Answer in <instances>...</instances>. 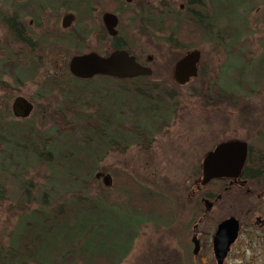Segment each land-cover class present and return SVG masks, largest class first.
<instances>
[{
	"label": "flooded vegetation",
	"instance_id": "af4514ba",
	"mask_svg": "<svg viewBox=\"0 0 264 264\" xmlns=\"http://www.w3.org/2000/svg\"><path fill=\"white\" fill-rule=\"evenodd\" d=\"M205 7L204 0H0V24L13 53L9 54V74L13 82H21L32 68L26 58L36 57L35 51L39 52L36 58H44L49 49L71 50L68 59L91 52L106 57L115 50H124L150 69V74L144 76L152 74L149 64L153 58H169L170 88L173 94H184L189 103V127L219 124L217 129L209 128L201 135V158L194 166L199 176L202 159L217 144L234 140L245 144L237 171L221 167L217 170L219 176L203 184L193 181L188 187L185 210L190 252L193 256L201 252L202 264H218L213 238L223 225L215 242L222 248L232 228L225 221L232 220L235 235L219 264H264V106L251 103V97L246 101L240 94L223 89L224 78L233 79L240 87L238 69L243 61L225 55L223 26L209 22ZM219 46L223 51L220 60L209 53V49ZM191 51L197 52L195 75L178 83L173 77L175 65ZM138 58H144V63ZM94 76L104 75L90 78ZM47 78L51 83L57 80L53 74ZM215 131L221 133L214 136ZM235 171V176L225 175ZM192 240L196 242L195 252Z\"/></svg>",
	"mask_w": 264,
	"mask_h": 264
},
{
	"label": "trees",
	"instance_id": "16d2710c",
	"mask_svg": "<svg viewBox=\"0 0 264 264\" xmlns=\"http://www.w3.org/2000/svg\"><path fill=\"white\" fill-rule=\"evenodd\" d=\"M204 2L210 23H215L222 16L225 20L221 30L224 46L236 44L247 28L246 21L237 15L242 4L238 2L234 8L227 7L226 11H230L220 15L212 0ZM232 16L234 20L230 19ZM224 53L238 58L231 48L226 47ZM240 57L245 58V64L242 63L243 66L238 69L240 77L257 93L258 89L264 88V44H260L259 50L250 56L240 52ZM38 65L35 60L33 70ZM69 76L81 85L73 86L66 82L64 85L67 88L59 90L65 91L70 99L69 106L52 112L57 115L55 139L46 133L37 135L32 132L31 126L0 108V143L5 156L29 154L34 162L63 169L68 177H74L69 185L76 184V193L59 203L52 202L54 205L51 207L47 198L53 201V194L48 196L46 191H42L38 206L29 209L27 203L33 200L32 183L29 180L17 183L20 192L15 204L9 205L7 210L12 207L11 210L16 208L19 213L15 225L7 232L6 244L0 245V264H119L128 255L142 223L154 222L167 228L173 221L172 197L151 190L127 171L114 168L110 173L111 185L105 186L101 182L94 193L89 191V179H95L96 162L110 149L121 151L135 142L140 150L147 151L152 134H145L144 125L150 121L141 122L137 119L138 114L146 112L152 116L156 113V124L153 125L161 128L169 115H175L185 95L173 94L169 80H154L151 75L130 78L101 76L111 80L115 87L112 97L107 100L103 88L95 84L97 76L88 79ZM243 83L240 82L241 85ZM85 92L91 99H103L102 104L97 103L102 106L101 109L97 107L92 113H78L82 122L89 123L91 127L83 124L76 126V122L72 118L67 119L63 113H73L75 104H82ZM197 96L203 97L200 94ZM125 120L130 125L124 126ZM7 145L9 151L5 153ZM110 190L123 195L122 204L109 202ZM3 191L0 186V201L8 199ZM188 228L189 223L176 232L182 264H192L185 233ZM177 257L173 262L168 258L160 261L156 258L155 264H174V261L181 264Z\"/></svg>",
	"mask_w": 264,
	"mask_h": 264
},
{
	"label": "rangeland",
	"instance_id": "374dc122",
	"mask_svg": "<svg viewBox=\"0 0 264 264\" xmlns=\"http://www.w3.org/2000/svg\"><path fill=\"white\" fill-rule=\"evenodd\" d=\"M238 2L242 4V8L239 7L237 11L238 18L240 19V15L242 16L247 23V28L236 44L225 46V51L226 47L231 48L237 54L239 61L242 62L245 58L240 57V52L250 56L259 50L260 44H264V0H212L213 6L217 7V12L220 15L230 11H226V8L232 6L234 8ZM222 18L223 16L216 20L214 24L219 27L223 26L225 20H222ZM230 19L234 20L235 18L232 16ZM11 48L8 34L0 24V85L2 86L0 87V108L4 112H10L9 107L12 97L22 95L32 102L33 109L29 116L20 120L31 126L32 132L37 135L46 133L49 137L52 136L55 139L57 138L56 133H54L57 115H53L52 112L69 106L68 101L70 99L66 96L67 93L65 91L61 92L59 90L67 88L64 85L66 82L73 86L81 85L80 82L71 79L68 74L67 60L72 51L49 49L44 58H36L39 52L35 51L36 57L33 56L32 59L29 56L26 59L31 66H33L35 60L39 65L35 70L31 68V72L25 75L21 82L15 83L10 77L11 74H9V70H12L9 60V54L13 55L12 51L10 52ZM98 48L101 51V47ZM209 53L218 60L223 58V51L220 46L215 50L209 49ZM18 54L21 55L22 53L18 52ZM53 55L65 58H52ZM138 59L144 63V58ZM168 60L169 58L152 59L149 64L152 69L151 79L160 80L164 78L170 80ZM237 64L239 65V63ZM52 74L57 77V80L51 83L52 80L47 77ZM240 81L243 83L244 78L240 77ZM95 84L103 88V94L107 100L112 97L115 87L111 80L97 77ZM221 85L227 93L240 94L239 96L242 98H247L245 99L246 101L251 97L249 100L251 103L264 106V88L258 89L257 93L256 91L252 92L251 88L244 83L243 85L240 84V87H236L233 79L229 78L221 80ZM81 103L79 105L75 104L74 111L72 110L74 114L66 111L63 113L67 119L72 118L76 122V126L83 124V126L91 127L89 123L82 122L78 113H92L97 107L101 109L102 106L100 104L103 103V99H91L85 92ZM195 103L197 102L194 99V108H196ZM188 109L189 103L182 98L175 115L171 116L168 114L169 118L166 123L158 129L153 125L156 124V113H152L151 116L150 113L141 112V114H138L137 119L141 120V122L150 121L144 125V132L146 135L151 133V138H153L147 151L140 150V146L132 142L121 151L110 149L96 162L98 169L95 172H101L102 175L108 174L111 177L110 173L114 168L125 170L143 185L153 191H159L170 196V198L172 197L174 201L171 225L166 228L156 225L154 222L142 223L128 255L119 264H155L157 262L156 258L159 261L168 258V260L173 262L175 256H178L177 258L181 264L183 262L176 232L180 228H184V225L188 223L186 221L188 216L185 210V202L189 200L188 187L193 181L196 184L200 177L199 170L195 169L194 166L200 162L201 158V135L209 128L217 129L219 127V124L214 123H204L202 125L198 123L193 127H189L190 122H188V119L190 115L187 112ZM195 113L200 115V112ZM192 118H195V116ZM5 119L8 120L9 117L6 116ZM123 125L128 126L130 122L125 120ZM59 129L65 130L64 128ZM236 132L239 133L238 131ZM220 133L215 131L214 136ZM8 146H5V153L9 151ZM191 150H193L192 153H190ZM3 151V144L0 143V186L3 187V195L8 197L7 200L0 201V245L6 244L7 232L15 225L19 213L16 208L11 210V207L7 210L9 205L13 206L15 204L20 192L17 183L23 180H29L32 183L31 196L33 200L27 203L29 209H34L38 206L42 191H46L48 196L53 194V198H55L53 201L52 199L49 200V197L47 198L48 203L52 204L50 207L54 203H59L76 193L75 182L72 187L69 185L74 180V177H68L63 169L57 167L49 168L43 162H34L29 154L7 157ZM71 173L73 174V172ZM111 183L112 178L108 186ZM100 184L101 176L93 180L89 179V191L94 193L100 187ZM108 200L115 204H122L123 195L116 190H110ZM185 233L188 236L189 228ZM181 234L183 235V231ZM202 255L201 252L195 256L190 254L189 260L192 264H202L204 262Z\"/></svg>",
	"mask_w": 264,
	"mask_h": 264
},
{
	"label": "water",
	"instance_id": "95a60500",
	"mask_svg": "<svg viewBox=\"0 0 264 264\" xmlns=\"http://www.w3.org/2000/svg\"><path fill=\"white\" fill-rule=\"evenodd\" d=\"M197 59V52L191 51L185 57L180 58L175 65L173 71V77L178 83H183L187 80L188 76L195 75L194 63ZM68 72L80 79H87L93 75H104L113 78H130L138 75H149L150 69L136 62V60L130 56L124 50H115L106 57H101L95 53H87L82 55L72 56L67 60ZM10 113L15 118H25L32 111V104L22 96H15L10 103ZM245 144L238 140L226 141L217 144L212 151H209L201 163V176L199 179L200 184H203L210 177L219 176L220 173L217 170L221 167H234L238 170L244 156ZM231 162L230 164H227ZM215 170H212L215 168ZM235 173L225 174L229 176H235ZM101 176V182L103 185L108 186L110 184V175L101 172H95L94 177ZM232 228L229 229L228 239L223 244L222 248H219L215 243L219 232H221L222 226H219L213 238V253L219 264L227 244L232 240L235 235V226L232 220H226ZM196 251V242L192 240V252Z\"/></svg>",
	"mask_w": 264,
	"mask_h": 264
}]
</instances>
